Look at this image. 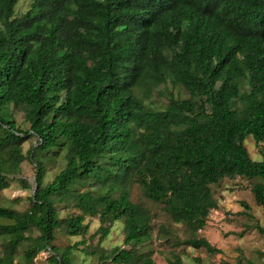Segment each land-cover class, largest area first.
<instances>
[{"label":"trees","instance_id":"trees-1","mask_svg":"<svg viewBox=\"0 0 264 264\" xmlns=\"http://www.w3.org/2000/svg\"><path fill=\"white\" fill-rule=\"evenodd\" d=\"M18 2L0 0V190L25 159L35 187L23 211L0 205V264H35L46 249L47 264H74L83 242L60 248L55 230L83 236L86 217L99 221L98 243L122 224L124 247L99 248V264H155V228L170 246L218 253L198 234L217 209L212 185L259 178L251 191L264 207V154L244 144H264V0H32L17 15ZM160 86L188 97L169 90L164 106L147 105ZM61 151L65 166L44 183L42 158ZM134 185L184 239L131 200ZM57 203L75 212L60 218Z\"/></svg>","mask_w":264,"mask_h":264},{"label":"rangeland","instance_id":"rangeland-1","mask_svg":"<svg viewBox=\"0 0 264 264\" xmlns=\"http://www.w3.org/2000/svg\"><path fill=\"white\" fill-rule=\"evenodd\" d=\"M32 0H19L15 7L17 15L24 13ZM244 86V90H247ZM172 90L173 94L181 98L188 97L187 92L180 86L171 88L170 86H160L151 97L145 99V103L151 107L158 108L166 104V92ZM13 117L16 125L23 130L28 129V124L24 120L22 111L15 110ZM37 138L30 137L22 143V153L36 146ZM244 144L252 159L260 160L264 154V144L257 145L251 137L245 139ZM65 152L61 151L58 156L44 157L42 161L47 167L44 176V183L52 181L54 176L65 166ZM20 179H25L29 187L23 188ZM262 182L259 178L248 180L243 177L234 179H224L218 185H212V191L217 200V209L212 210L204 229L199 232V236L207 239L213 246L219 249L218 253L209 254L204 249H192L185 246H170L158 237L157 228L152 232V238L146 245L153 250L152 258L155 264H169L173 259V254L179 255L182 264H197L195 258H200L202 264H237L242 259L244 264H264V234L259 232L257 226L264 228V207L256 204L251 188L253 184ZM35 187L34 167L28 161L21 163L20 173L10 177L8 188L0 190V205L13 207L18 211H23L30 205V197ZM131 200L142 201L152 211L156 212L155 222L166 228H172L174 233L182 240L187 234L185 228L180 224H170L168 216L160 209V205L142 198L140 189L134 185L131 191ZM56 208L60 218H65L68 214L75 212L74 209H66L63 204L57 203ZM9 223L8 220H1ZM89 228L85 235L69 236L63 230H55L54 245L64 248L78 242H83L77 247H73L71 258L74 264H99V248L107 252L115 246H123L122 224L115 222L109 234L100 242L97 228L99 221L96 218L86 217L84 220ZM33 234L37 231L32 228ZM3 239L0 237V245ZM98 246V247H97ZM146 247V248H148ZM96 248V249H94ZM92 249L98 253H89ZM23 252L20 248L19 253ZM48 250H43L35 257V264H47ZM22 260L21 255L16 257V261ZM108 264L110 261H108Z\"/></svg>","mask_w":264,"mask_h":264}]
</instances>
